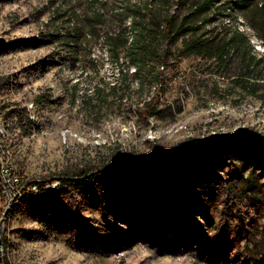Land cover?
<instances>
[{
  "label": "rangeland",
  "instance_id": "374dc122",
  "mask_svg": "<svg viewBox=\"0 0 264 264\" xmlns=\"http://www.w3.org/2000/svg\"><path fill=\"white\" fill-rule=\"evenodd\" d=\"M189 1L0 0V165L21 176L0 178V264H264V62L249 95L237 57L180 55L157 23ZM234 27L264 55L238 13L206 29ZM149 96L171 106L163 119ZM117 158L172 163L96 173Z\"/></svg>",
  "mask_w": 264,
  "mask_h": 264
},
{
  "label": "trees",
  "instance_id": "16d2710c",
  "mask_svg": "<svg viewBox=\"0 0 264 264\" xmlns=\"http://www.w3.org/2000/svg\"><path fill=\"white\" fill-rule=\"evenodd\" d=\"M147 12L150 10L147 9ZM231 12V14L238 13L249 22L257 37L263 42L264 45V0H191L189 1L186 13L176 17L174 15H168L162 22L157 23L159 28H162L161 35L168 44L175 45L180 41L181 48L179 54L182 56H194L202 60H213L221 67H227L232 57H237L239 65L241 66V87L249 95H255L257 92L258 76L255 74L256 71L260 70V64L264 62V55L261 57L256 56L251 52L253 46L250 40L244 32L234 27L231 30H225L222 37L217 34H212L210 30L206 28L213 24L214 17L216 14L223 12ZM128 18V16H125ZM92 20L102 23L105 21L103 12L96 11L92 14ZM137 20L133 19L132 24L136 26ZM144 31V28H142ZM124 43L128 42L127 38H124ZM106 46L110 59L115 64H120V47L116 44L114 38L107 37ZM131 57L133 55L131 54ZM140 70L137 66L136 71ZM158 74H155L154 79L158 80ZM142 87V84L139 85ZM264 97V96H263ZM43 95H38L33 101V105L39 106L41 101L48 100ZM144 110L147 113V117L163 119L161 115L164 110H170V105H163L155 96H149L144 102ZM26 127L23 128V132L26 134L30 129L32 121L26 114ZM242 135L235 136L233 138H222L218 141L221 145H228L243 140ZM179 159L185 160L186 157L183 155L186 153L185 149L179 152ZM172 163L171 158H165L159 162H132L124 163L121 158L110 159L107 163L103 164L99 170L96 171L98 175L105 176L103 171L106 169L111 175L116 172L119 175L125 173H132L135 177L143 175L146 169L157 167V165H170ZM165 166V167H166ZM95 173V171H94ZM94 174L93 178L97 174ZM83 175V177H86ZM60 180H49L52 184ZM59 183V182H58ZM45 189L41 186L38 191L42 192Z\"/></svg>",
  "mask_w": 264,
  "mask_h": 264
},
{
  "label": "built area",
  "instance_id": "2783aa9c",
  "mask_svg": "<svg viewBox=\"0 0 264 264\" xmlns=\"http://www.w3.org/2000/svg\"><path fill=\"white\" fill-rule=\"evenodd\" d=\"M3 177L6 180L5 185H15L21 180V176L9 169V176H1V165H0V178ZM58 183V182H57ZM50 184V183H49ZM53 184V183H52ZM55 187V186H54ZM46 188V187H45ZM37 191V188H35Z\"/></svg>",
  "mask_w": 264,
  "mask_h": 264
},
{
  "label": "bare ground",
  "instance_id": "6f19581e",
  "mask_svg": "<svg viewBox=\"0 0 264 264\" xmlns=\"http://www.w3.org/2000/svg\"><path fill=\"white\" fill-rule=\"evenodd\" d=\"M1 176H9V169L8 168H6V167H1ZM46 189V188H45ZM45 191H48V190H45ZM37 193H40V194H42V193H44V189L42 190V192H39L38 190L36 191V194ZM22 195V194H21Z\"/></svg>",
  "mask_w": 264,
  "mask_h": 264
},
{
  "label": "water",
  "instance_id": "95a60500",
  "mask_svg": "<svg viewBox=\"0 0 264 264\" xmlns=\"http://www.w3.org/2000/svg\"><path fill=\"white\" fill-rule=\"evenodd\" d=\"M1 262V261H0Z\"/></svg>",
  "mask_w": 264,
  "mask_h": 264
}]
</instances>
